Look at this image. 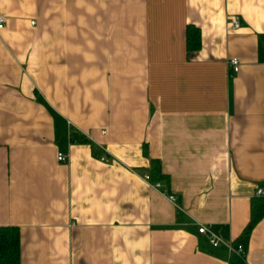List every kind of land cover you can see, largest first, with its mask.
I'll return each instance as SVG.
<instances>
[{
    "label": "crops",
    "instance_id": "obj_1",
    "mask_svg": "<svg viewBox=\"0 0 264 264\" xmlns=\"http://www.w3.org/2000/svg\"><path fill=\"white\" fill-rule=\"evenodd\" d=\"M0 15V226L19 264H227L226 243L264 264V215L242 234L264 197V0H0Z\"/></svg>",
    "mask_w": 264,
    "mask_h": 264
},
{
    "label": "trees",
    "instance_id": "obj_2",
    "mask_svg": "<svg viewBox=\"0 0 264 264\" xmlns=\"http://www.w3.org/2000/svg\"><path fill=\"white\" fill-rule=\"evenodd\" d=\"M199 45L198 31L187 26L185 29V47L187 51L194 50ZM72 142L86 143V138L77 132H71ZM157 169H155L156 171ZM157 172V171H156ZM150 176V175H149ZM152 181H158L150 176ZM264 215V197L252 201L250 205L249 220L242 230L247 234L255 223ZM0 264H19V236L15 226H0ZM227 264H244L243 258L231 255Z\"/></svg>",
    "mask_w": 264,
    "mask_h": 264
},
{
    "label": "built area",
    "instance_id": "obj_3",
    "mask_svg": "<svg viewBox=\"0 0 264 264\" xmlns=\"http://www.w3.org/2000/svg\"><path fill=\"white\" fill-rule=\"evenodd\" d=\"M3 24H4V18L2 16H0V29H2L3 27ZM238 27V21L233 18V19H230L228 22H227V28L228 29H235ZM229 62V66H230V69L232 72H236L237 71V68H238V62L236 60V58H229L228 60ZM101 154L99 155V160L100 161H105L106 160V153H105V150L101 149ZM56 159L57 161H64L65 160V156L60 154V153H57L56 154ZM142 179L149 183L151 186H153L154 188H157L159 190H161V193L165 194L167 199L169 201H171L172 203L175 204L176 202V199L174 197L173 194H170L168 193L164 188L161 187V184L159 181H152L150 179V176L148 173H144L142 175ZM255 195L256 196H261L263 195V191L261 189H256L255 190ZM196 232L198 234H202L206 237L207 239V242L211 245V246H216L218 243L221 242V240L216 236L214 235L213 233H211L207 227L203 226V225H199L196 229ZM226 246L228 248V251L230 254H233V255H236V256H239V257H242L243 258V254H244V249L242 247V245L240 244H235V245H232L230 243H226Z\"/></svg>",
    "mask_w": 264,
    "mask_h": 264
},
{
    "label": "rangeland",
    "instance_id": "obj_4",
    "mask_svg": "<svg viewBox=\"0 0 264 264\" xmlns=\"http://www.w3.org/2000/svg\"><path fill=\"white\" fill-rule=\"evenodd\" d=\"M0 16H2V15H0ZM3 17V16H2ZM4 18V17H3ZM4 24H5V18H4ZM4 24H3V26H4ZM3 28V27H2ZM1 30V29H0Z\"/></svg>",
    "mask_w": 264,
    "mask_h": 264
}]
</instances>
